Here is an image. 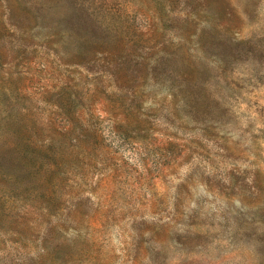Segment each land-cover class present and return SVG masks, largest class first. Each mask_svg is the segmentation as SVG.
<instances>
[{"label": "rangeland", "instance_id": "rangeland-1", "mask_svg": "<svg viewBox=\"0 0 264 264\" xmlns=\"http://www.w3.org/2000/svg\"><path fill=\"white\" fill-rule=\"evenodd\" d=\"M0 264H264V0H0Z\"/></svg>", "mask_w": 264, "mask_h": 264}]
</instances>
